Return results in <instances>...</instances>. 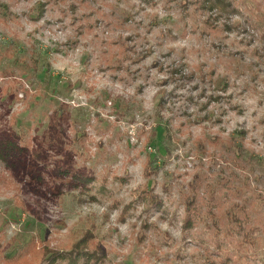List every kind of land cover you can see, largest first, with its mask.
I'll list each match as a JSON object with an SVG mask.
<instances>
[{"label": "rangeland", "instance_id": "rangeland-1", "mask_svg": "<svg viewBox=\"0 0 264 264\" xmlns=\"http://www.w3.org/2000/svg\"><path fill=\"white\" fill-rule=\"evenodd\" d=\"M232 2L0 0V264H264V0Z\"/></svg>", "mask_w": 264, "mask_h": 264}, {"label": "trees", "instance_id": "trees-1", "mask_svg": "<svg viewBox=\"0 0 264 264\" xmlns=\"http://www.w3.org/2000/svg\"><path fill=\"white\" fill-rule=\"evenodd\" d=\"M201 3V7H203L204 3L207 2V4H209L210 7V11H213L215 14H220L219 16H222V14H231L232 11L234 12L235 10H237V7L235 6L234 2H232V0H198ZM257 2V1H255ZM235 217L233 216V219ZM232 219V220H233ZM249 230V232L251 231V229H247ZM239 234L238 232H236V230H226L223 232L224 237L228 240H235L236 237L235 235ZM252 235V236H251ZM254 233H247L245 230H241V240L242 242H240V246L241 245H247L249 242H251L252 240H249L250 238H254ZM251 236V237H250ZM239 246V247H240ZM241 251V250H240Z\"/></svg>", "mask_w": 264, "mask_h": 264}]
</instances>
